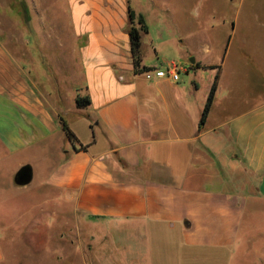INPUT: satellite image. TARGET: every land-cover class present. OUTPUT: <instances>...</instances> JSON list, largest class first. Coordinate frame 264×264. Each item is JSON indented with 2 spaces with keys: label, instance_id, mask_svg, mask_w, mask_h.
I'll list each match as a JSON object with an SVG mask.
<instances>
[{
  "label": "crops",
  "instance_id": "crops-1",
  "mask_svg": "<svg viewBox=\"0 0 264 264\" xmlns=\"http://www.w3.org/2000/svg\"><path fill=\"white\" fill-rule=\"evenodd\" d=\"M44 1L54 9L60 0H8L7 13L0 0V17L27 35L16 40L0 19V171L22 157L37 164L42 187L88 220L159 227L188 247L233 248L246 203L264 202V79L241 94L223 89L218 76L200 126L213 68L223 64L190 63L209 68L202 88L172 81L164 62L156 68L142 60L152 70L136 74L129 9L147 22L130 0H65L66 37ZM77 96L90 104L78 108ZM80 121L92 132L86 140L73 128ZM62 122L78 141L73 146ZM174 150L183 162L177 183L170 163L153 161Z\"/></svg>",
  "mask_w": 264,
  "mask_h": 264
},
{
  "label": "rangeland",
  "instance_id": "rangeland-1",
  "mask_svg": "<svg viewBox=\"0 0 264 264\" xmlns=\"http://www.w3.org/2000/svg\"><path fill=\"white\" fill-rule=\"evenodd\" d=\"M1 1L7 13L8 0ZM53 4L43 2L57 12V24L61 21L66 37L71 27L66 1L60 0L54 9ZM130 6L145 15L148 25L142 37L145 65L176 64L182 69L180 84L193 88L196 82L202 88L209 68L192 70L191 60L223 64L222 71L213 68L226 81L223 89L241 94L257 90L258 81L264 79V0H130ZM22 16L15 20L23 22ZM0 19L1 28L14 32L16 40L27 38L6 18ZM79 74L81 81V70ZM73 128L80 140L92 136L86 123L75 122ZM67 143L72 145L66 137ZM177 152H157L152 159L157 165L170 163L176 183L183 168ZM27 164L34 168L33 180L17 186L14 173ZM42 180L37 164L22 157L5 163L0 171V264H264L262 201L246 203L233 248L205 249L185 246L177 232L159 227L88 220L57 201L55 191L41 186Z\"/></svg>",
  "mask_w": 264,
  "mask_h": 264
},
{
  "label": "trees",
  "instance_id": "trees-1",
  "mask_svg": "<svg viewBox=\"0 0 264 264\" xmlns=\"http://www.w3.org/2000/svg\"><path fill=\"white\" fill-rule=\"evenodd\" d=\"M128 17L130 21V27L128 29V35H129V41H130V52L132 55L133 65H134V72L136 74L144 73L147 71L152 70L150 67H146L141 64L142 62V56H141V34L147 33L148 28L144 21V17L142 15H139L136 17L135 13L129 9L128 11ZM136 22V24H135ZM217 80L218 75L214 77L213 83L210 87L206 103L204 105V108L202 110L199 125L201 126L204 124L206 117L208 115V112L210 110V107L212 105L214 94L217 89ZM75 104L78 108L86 107L90 104V99L88 96L80 97L77 96L75 99ZM62 129L67 137V139L71 142L72 145H74L77 141L74 133L69 129V127L66 125L65 122H62ZM84 149L85 147H80Z\"/></svg>",
  "mask_w": 264,
  "mask_h": 264
},
{
  "label": "water",
  "instance_id": "water-1",
  "mask_svg": "<svg viewBox=\"0 0 264 264\" xmlns=\"http://www.w3.org/2000/svg\"><path fill=\"white\" fill-rule=\"evenodd\" d=\"M193 62V60H191ZM14 181L17 185L25 186L32 181V169L29 165L21 167L14 176Z\"/></svg>",
  "mask_w": 264,
  "mask_h": 264
},
{
  "label": "built area",
  "instance_id": "built-area-1",
  "mask_svg": "<svg viewBox=\"0 0 264 264\" xmlns=\"http://www.w3.org/2000/svg\"><path fill=\"white\" fill-rule=\"evenodd\" d=\"M182 69L176 65H167V68L165 70V74L174 82L178 81V74L180 73ZM157 75H160V72H156Z\"/></svg>",
  "mask_w": 264,
  "mask_h": 264
}]
</instances>
